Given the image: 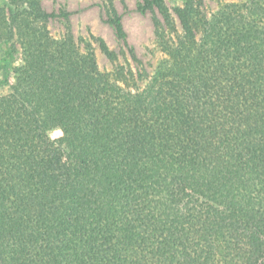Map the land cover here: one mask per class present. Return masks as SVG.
I'll return each instance as SVG.
<instances>
[{
  "label": "trees",
  "instance_id": "1",
  "mask_svg": "<svg viewBox=\"0 0 264 264\" xmlns=\"http://www.w3.org/2000/svg\"><path fill=\"white\" fill-rule=\"evenodd\" d=\"M189 8L137 78L51 36L43 0H0V52L21 60L0 74V264H264L262 16L195 38Z\"/></svg>",
  "mask_w": 264,
  "mask_h": 264
},
{
  "label": "rangeland",
  "instance_id": "2",
  "mask_svg": "<svg viewBox=\"0 0 264 264\" xmlns=\"http://www.w3.org/2000/svg\"><path fill=\"white\" fill-rule=\"evenodd\" d=\"M139 3H143V0H43L44 9L57 14L50 17L46 24L51 36L61 38L70 34L83 52L87 44H90L95 61L102 70L112 71L117 67L122 74L131 70L137 78L139 74L147 78L157 70L162 56L160 44L163 39L169 43L185 34L184 27L174 12L177 6L188 3L191 6L189 33L195 38L202 36V25H212L218 13L228 16V19L231 14L245 13L249 17L246 15L248 9V12L253 11L263 17H258V26L264 24V0H164L153 12L148 13H141L136 9ZM112 10L117 11L122 18L127 33L126 42L116 35L109 22ZM63 13H70L69 18L59 15ZM167 15L170 16L169 20L164 18ZM155 18L162 21L159 35L154 26ZM100 38L113 55L107 56L102 51ZM3 48L0 52V74L4 80L8 67L20 64L21 60L19 47L13 48L9 44ZM8 91V86L0 88L1 94ZM54 133L59 134L58 131Z\"/></svg>",
  "mask_w": 264,
  "mask_h": 264
}]
</instances>
